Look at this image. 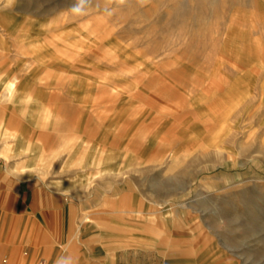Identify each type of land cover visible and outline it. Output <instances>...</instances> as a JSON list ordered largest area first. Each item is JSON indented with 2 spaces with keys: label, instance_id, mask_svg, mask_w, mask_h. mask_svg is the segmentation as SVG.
Masks as SVG:
<instances>
[{
  "label": "rangeland",
  "instance_id": "rangeland-1",
  "mask_svg": "<svg viewBox=\"0 0 264 264\" xmlns=\"http://www.w3.org/2000/svg\"><path fill=\"white\" fill-rule=\"evenodd\" d=\"M74 2L0 0V167L60 206L0 212V264H264V0Z\"/></svg>",
  "mask_w": 264,
  "mask_h": 264
},
{
  "label": "crops",
  "instance_id": "crops-1",
  "mask_svg": "<svg viewBox=\"0 0 264 264\" xmlns=\"http://www.w3.org/2000/svg\"><path fill=\"white\" fill-rule=\"evenodd\" d=\"M1 64L3 65V63L0 62V67L2 68L3 66H1ZM7 81L2 83L1 90L3 93L5 85L4 83ZM11 181H13L16 186L15 184L11 185ZM2 211L9 214L19 213L20 215L25 216V218L30 219L35 224L37 230L41 231L42 233L45 231L46 234L49 235L51 219L54 216H58V213L60 212V206H51L49 191H44L39 187L35 188L34 185L27 183L26 180L14 179L6 170L3 171L0 167V212ZM103 226L104 228H100L101 231L108 233H112V231H114L113 226ZM148 234V231H142L136 237H125L116 240L113 239L111 242L110 251L106 250L104 258H101L103 261L102 264H114L113 256L115 255L116 250L125 248L131 244L136 246H154L155 239H147L146 236H148ZM152 234L153 237L156 238L158 235H160V232L155 231L154 233L152 232ZM189 234L193 235L191 230H189ZM63 235H65V231L62 228L61 236ZM163 244L164 249L162 250V253L165 250L164 252L166 254H164V257L167 258V260L177 254V250L169 251V248L165 249V247H170V245H168L170 244L168 239L164 240ZM31 258L32 257H29V259Z\"/></svg>",
  "mask_w": 264,
  "mask_h": 264
},
{
  "label": "bare ground",
  "instance_id": "bare-ground-1",
  "mask_svg": "<svg viewBox=\"0 0 264 264\" xmlns=\"http://www.w3.org/2000/svg\"><path fill=\"white\" fill-rule=\"evenodd\" d=\"M106 3H107V0H93V4H92L93 8L92 9H97V8L99 9L100 7H104L106 5ZM134 4H135V2L133 4L129 3L130 9H132L133 11H134V9H136ZM133 14L135 16L140 15V17L143 20H145V18L147 17V14H148V9H142L140 11L138 10V11L133 12ZM143 20H141V22ZM95 22H96L95 17L92 14L85 16L83 18L81 25H80V27H81L80 29H81V31H83L84 36H86V37L89 36V37H93V38L108 37V36L112 37V36H115L118 32H120L119 30L115 31L114 26L111 27L108 20L102 21L99 24H96ZM115 23H116V21L114 22V24ZM88 28H90V30H88ZM18 82H19V80L17 77H14V78L8 80L7 82H5L4 83L5 84L4 85V94L7 91L9 92V91L14 90L16 88Z\"/></svg>",
  "mask_w": 264,
  "mask_h": 264
},
{
  "label": "clouds",
  "instance_id": "clouds-1",
  "mask_svg": "<svg viewBox=\"0 0 264 264\" xmlns=\"http://www.w3.org/2000/svg\"><path fill=\"white\" fill-rule=\"evenodd\" d=\"M86 0H75V2L71 6V12L75 15H83L84 14V4ZM56 264H71V260L68 257H59L56 261Z\"/></svg>",
  "mask_w": 264,
  "mask_h": 264
},
{
  "label": "built area",
  "instance_id": "built-area-1",
  "mask_svg": "<svg viewBox=\"0 0 264 264\" xmlns=\"http://www.w3.org/2000/svg\"><path fill=\"white\" fill-rule=\"evenodd\" d=\"M36 264H43L42 262H37Z\"/></svg>",
  "mask_w": 264,
  "mask_h": 264
}]
</instances>
